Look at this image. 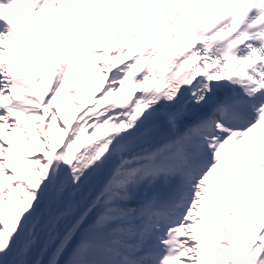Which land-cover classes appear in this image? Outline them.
Returning a JSON list of instances; mask_svg holds the SVG:
<instances>
[{"label":"snow or ice","instance_id":"obj_1","mask_svg":"<svg viewBox=\"0 0 264 264\" xmlns=\"http://www.w3.org/2000/svg\"><path fill=\"white\" fill-rule=\"evenodd\" d=\"M0 264H264V0H0Z\"/></svg>","mask_w":264,"mask_h":264},{"label":"bare ground","instance_id":"obj_2","mask_svg":"<svg viewBox=\"0 0 264 264\" xmlns=\"http://www.w3.org/2000/svg\"><path fill=\"white\" fill-rule=\"evenodd\" d=\"M161 26L162 27H166L167 25H164L163 21H161ZM133 39H135V37H133ZM127 50L128 49L126 48L125 49V53H127ZM111 54H113V53H110V55ZM77 79L78 78H76V77H72V80H73V84L71 85L72 88H73V85H74V83H75V81ZM80 83L82 84V86L79 88V90L83 91V93H84L83 95H80V92H78V90L77 91L73 90L72 92H69L70 93L69 95H67V94L65 95V99H64L63 102H60V103L57 104V107H60V108L63 106L64 103H67V104L70 105L72 97H73V95H75L77 100L79 101L78 104L74 105V106H76V109L74 110V113H77V119H78V116H79V111H80L81 105H86L87 103H89L87 97H88V95L90 94V91H91L86 85L83 84V82H80ZM153 83H154V81H153ZM99 103L102 104L103 102H99ZM65 122H68V119L65 120ZM72 122L75 123V121H72ZM92 131H93L92 129H89L85 133V136L82 137V140L83 141H88V140L95 141V140H97V138H103L105 133H110L111 132V128L108 127V126H105L104 128H97V129H95V135H92ZM73 150L74 151L75 150H79V152L83 151V148H81V146H80V142H78L77 144L73 145ZM79 152H78V154H79Z\"/></svg>","mask_w":264,"mask_h":264},{"label":"rangeland","instance_id":"obj_3","mask_svg":"<svg viewBox=\"0 0 264 264\" xmlns=\"http://www.w3.org/2000/svg\"><path fill=\"white\" fill-rule=\"evenodd\" d=\"M67 105H68V107L71 109V112L65 110L64 107L62 106V107L60 108V109H61L60 114H61L64 118H67L68 120H72V115H71V113H74V110L76 109V106H74V105H76V104H73V103H72V100H71L70 105H69V104H67ZM59 123H61V122H59ZM58 131H59V129H58V128L56 127V125L54 124L52 130H51L50 133H49V139H54V137H55V133L58 132Z\"/></svg>","mask_w":264,"mask_h":264}]
</instances>
